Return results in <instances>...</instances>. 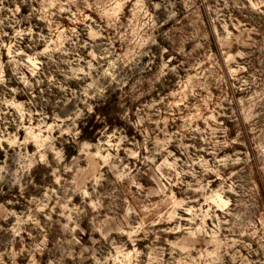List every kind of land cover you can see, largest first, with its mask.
<instances>
[{"label":"rangeland","instance_id":"1","mask_svg":"<svg viewBox=\"0 0 264 264\" xmlns=\"http://www.w3.org/2000/svg\"><path fill=\"white\" fill-rule=\"evenodd\" d=\"M0 40V264H264V0H0Z\"/></svg>","mask_w":264,"mask_h":264},{"label":"trees","instance_id":"2","mask_svg":"<svg viewBox=\"0 0 264 264\" xmlns=\"http://www.w3.org/2000/svg\"><path fill=\"white\" fill-rule=\"evenodd\" d=\"M21 100H25V98H22ZM110 114H111L110 103L106 102L104 106H101L100 108H95L90 116L86 115L88 117L85 120V126H84V121L80 124L81 135H82L81 139L83 140L92 139V135L99 129L98 125L94 123L96 121V118L102 117L103 119L108 120ZM102 123L105 124L109 123V125L111 124L110 119L108 120V122L103 120ZM76 153L77 151H73L72 154H67V156L72 157L75 156ZM0 157H2L1 152H0ZM2 199L1 201H5V198Z\"/></svg>","mask_w":264,"mask_h":264}]
</instances>
